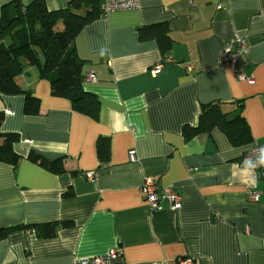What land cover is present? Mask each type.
Returning a JSON list of instances; mask_svg holds the SVG:
<instances>
[{"label":"crops","instance_id":"1","mask_svg":"<svg viewBox=\"0 0 264 264\" xmlns=\"http://www.w3.org/2000/svg\"><path fill=\"white\" fill-rule=\"evenodd\" d=\"M44 1L49 10L69 2ZM155 24L172 40L166 55L155 36L139 38L140 28ZM240 39L246 52L220 63L221 48ZM74 47L86 90L98 100L96 116L52 95L34 67L21 86L38 98L35 114L23 112L22 94H0V131L18 134L20 155L15 166L0 161V229L31 225L0 237V264H80L112 249L120 257L109 264H264V177L239 166L242 153L264 141V0H140L137 9L86 24ZM236 101L250 142L234 146L218 127L184 139L201 104L219 102L230 112ZM30 150L62 157L65 172L30 161ZM146 177L160 190L173 188L180 208L161 200V211L149 210L140 191ZM48 222L68 224L43 237Z\"/></svg>","mask_w":264,"mask_h":264},{"label":"trees","instance_id":"2","mask_svg":"<svg viewBox=\"0 0 264 264\" xmlns=\"http://www.w3.org/2000/svg\"><path fill=\"white\" fill-rule=\"evenodd\" d=\"M99 0H69L67 7L49 10L44 0H32L22 4L19 0L6 2L0 7V94L24 96L23 112L35 114L38 111V98L30 89L21 86V75L29 67L37 70L39 78H45L54 96L68 98L74 109L96 116L98 100L86 90L82 75L83 60L77 55L74 41L81 29L100 14ZM155 36L161 54L169 53L172 40L161 24L139 29V38ZM230 112L222 109L219 102L201 104L196 123L184 125L182 135L188 140L201 133L218 127L234 145L251 141L249 127L241 116L240 101L234 103ZM238 111L232 117L229 115ZM5 114L0 110V127ZM0 161L15 166L20 158L13 145L19 140L14 132L0 131ZM99 166L107 157V143H97ZM27 158L54 173L65 172L63 158L50 160L30 150ZM66 195L69 192L65 193ZM68 223L48 222L44 225L43 237L56 234L61 225ZM31 225L16 224L0 229V237Z\"/></svg>","mask_w":264,"mask_h":264},{"label":"built area","instance_id":"3","mask_svg":"<svg viewBox=\"0 0 264 264\" xmlns=\"http://www.w3.org/2000/svg\"><path fill=\"white\" fill-rule=\"evenodd\" d=\"M140 0H99L100 14L105 16L111 12L124 11L137 9L139 7ZM247 50V46L244 40H238L237 44H225L219 52V61L223 64L232 65L242 54ZM170 57L166 56L163 61H169ZM162 67V62L154 64L152 66L153 72H159ZM86 80H94V75L88 73L85 76ZM236 79L252 82V77L246 75L243 72H236ZM264 151V141L260 144L252 146L246 149L239 158V166L247 168L253 166L252 170L260 171L264 177V164L259 163V157L261 152ZM130 160H134V150L128 152ZM86 178L91 180L94 177V172H87ZM140 191L143 199L147 202L149 210L152 212L161 211V200H166L168 203V209L170 211H177L180 206V195L171 187L158 189L156 181L152 177L144 178V181L140 187ZM249 195L252 199L257 200L259 193L257 191H250ZM120 257V254L116 249L108 251L105 255L92 256L82 258L80 264H109L112 260Z\"/></svg>","mask_w":264,"mask_h":264},{"label":"clouds","instance_id":"4","mask_svg":"<svg viewBox=\"0 0 264 264\" xmlns=\"http://www.w3.org/2000/svg\"><path fill=\"white\" fill-rule=\"evenodd\" d=\"M103 54L104 53H103V50H102L101 51V55H103ZM259 163L260 164H264V151H262L261 154H260ZM252 168H253V166H249V167L246 168V171L250 172Z\"/></svg>","mask_w":264,"mask_h":264}]
</instances>
